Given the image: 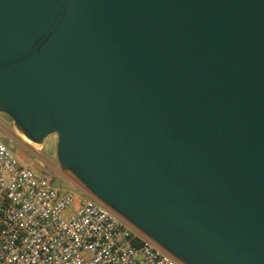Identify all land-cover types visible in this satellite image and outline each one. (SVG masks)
Segmentation results:
<instances>
[{
  "label": "water",
  "instance_id": "obj_1",
  "mask_svg": "<svg viewBox=\"0 0 264 264\" xmlns=\"http://www.w3.org/2000/svg\"><path fill=\"white\" fill-rule=\"evenodd\" d=\"M0 113L181 264H264V0H0Z\"/></svg>",
  "mask_w": 264,
  "mask_h": 264
},
{
  "label": "built area",
  "instance_id": "obj_2",
  "mask_svg": "<svg viewBox=\"0 0 264 264\" xmlns=\"http://www.w3.org/2000/svg\"><path fill=\"white\" fill-rule=\"evenodd\" d=\"M0 264H181L91 195L21 163L0 138Z\"/></svg>",
  "mask_w": 264,
  "mask_h": 264
},
{
  "label": "rangeland",
  "instance_id": "obj_3",
  "mask_svg": "<svg viewBox=\"0 0 264 264\" xmlns=\"http://www.w3.org/2000/svg\"><path fill=\"white\" fill-rule=\"evenodd\" d=\"M0 138L11 149L21 163L46 175L57 186L70 189L75 185L83 186L70 172L61 169L57 159L56 134L46 138L44 144L29 142L16 128L14 121L0 113Z\"/></svg>",
  "mask_w": 264,
  "mask_h": 264
},
{
  "label": "bare ground",
  "instance_id": "obj_4",
  "mask_svg": "<svg viewBox=\"0 0 264 264\" xmlns=\"http://www.w3.org/2000/svg\"><path fill=\"white\" fill-rule=\"evenodd\" d=\"M24 136V135H23ZM25 137V136H24ZM26 138V137H25ZM29 142H30V140L28 139V138H26Z\"/></svg>",
  "mask_w": 264,
  "mask_h": 264
}]
</instances>
